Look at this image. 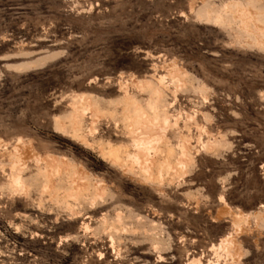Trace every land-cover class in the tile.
Returning a JSON list of instances; mask_svg holds the SVG:
<instances>
[{
  "label": "rangeland",
  "instance_id": "1",
  "mask_svg": "<svg viewBox=\"0 0 264 264\" xmlns=\"http://www.w3.org/2000/svg\"><path fill=\"white\" fill-rule=\"evenodd\" d=\"M0 264H264V0H0Z\"/></svg>",
  "mask_w": 264,
  "mask_h": 264
},
{
  "label": "bare ground",
  "instance_id": "2",
  "mask_svg": "<svg viewBox=\"0 0 264 264\" xmlns=\"http://www.w3.org/2000/svg\"><path fill=\"white\" fill-rule=\"evenodd\" d=\"M139 142V141H138ZM137 142V143H138ZM144 143V142H143ZM151 149V148H150ZM149 149V150H150ZM150 152H151V150H150ZM150 154V153H149ZM232 235L230 234V235H228L226 238H224V239H222V241L220 242V244H218V245H214V248H216L217 246L221 249L222 248V246L226 243V242H228L229 241V239H231L230 237H231ZM230 243V242H229ZM200 263V262H199Z\"/></svg>",
  "mask_w": 264,
  "mask_h": 264
},
{
  "label": "crops",
  "instance_id": "3",
  "mask_svg": "<svg viewBox=\"0 0 264 264\" xmlns=\"http://www.w3.org/2000/svg\"><path fill=\"white\" fill-rule=\"evenodd\" d=\"M262 169H263V168H262ZM220 196H221V195H220ZM221 198H224V201H226L225 197H224V196H221V197H220V201H221V202H223V201L221 200ZM226 202H227V201H226ZM223 203H224V202H223Z\"/></svg>",
  "mask_w": 264,
  "mask_h": 264
}]
</instances>
